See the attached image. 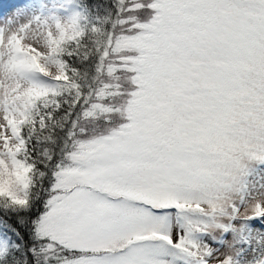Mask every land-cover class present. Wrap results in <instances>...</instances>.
<instances>
[{
  "label": "snow or ice",
  "instance_id": "1",
  "mask_svg": "<svg viewBox=\"0 0 264 264\" xmlns=\"http://www.w3.org/2000/svg\"><path fill=\"white\" fill-rule=\"evenodd\" d=\"M0 264H264V0H0Z\"/></svg>",
  "mask_w": 264,
  "mask_h": 264
}]
</instances>
